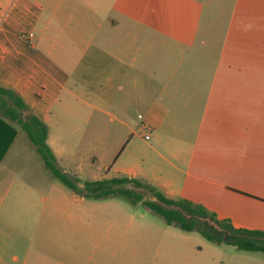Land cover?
<instances>
[{
  "label": "crops",
  "instance_id": "1",
  "mask_svg": "<svg viewBox=\"0 0 264 264\" xmlns=\"http://www.w3.org/2000/svg\"><path fill=\"white\" fill-rule=\"evenodd\" d=\"M190 4L0 0V86L47 124L56 159L67 129L58 114L85 116L86 125L109 116L129 133L105 179L144 180L236 228L264 231V0H221L206 94L204 38L195 49ZM26 146L18 131L0 173ZM3 207L21 215L0 219V264H65V237L44 217L48 205Z\"/></svg>",
  "mask_w": 264,
  "mask_h": 264
},
{
  "label": "rangeland",
  "instance_id": "2",
  "mask_svg": "<svg viewBox=\"0 0 264 264\" xmlns=\"http://www.w3.org/2000/svg\"><path fill=\"white\" fill-rule=\"evenodd\" d=\"M189 1L195 49L202 47L204 38L206 94L217 59L212 41L216 38V17L221 0ZM186 25H189L188 20ZM207 42H210L208 46ZM77 109L83 110L84 107L78 106ZM58 116L64 118L67 129L61 145L53 146L57 154L56 165L82 188L87 181L103 180L108 174H115L111 167L123 150L124 141L121 140L128 135V130L117 126L105 115L95 114L89 125L85 123V116L78 117L73 113ZM76 128L85 133L83 141L75 136ZM106 128L110 131L108 136ZM91 133H95L93 144L88 139ZM146 135L150 138V133ZM19 138L27 140L26 148L18 153L19 158L15 161L8 159L4 169L6 173H0V179L7 175V182L2 185L0 193V219L19 218L21 215L16 210L6 211L3 205L8 203L48 205L43 212L44 217L50 224L57 223L59 233L65 237V264H264L263 252L239 250L226 243H211L197 231L186 232L168 225L162 216L141 202L133 204L119 196L94 199L77 194L51 174L21 128ZM0 170H3L2 163ZM125 187L154 199L144 188L131 184ZM6 188L9 191L5 192ZM161 204L167 209L181 210ZM181 211L189 220L196 218L210 231L231 240V233L224 231L213 219H200ZM25 213V217L33 221L41 211Z\"/></svg>",
  "mask_w": 264,
  "mask_h": 264
},
{
  "label": "trees",
  "instance_id": "3",
  "mask_svg": "<svg viewBox=\"0 0 264 264\" xmlns=\"http://www.w3.org/2000/svg\"><path fill=\"white\" fill-rule=\"evenodd\" d=\"M19 128L26 132L30 142L36 147L38 153L44 159L46 167L51 174L72 189L77 194H83L87 198L106 199L109 197H123L133 204L141 202L152 211L162 216L166 223L175 226L182 231H197L204 238L214 244L226 243L235 246L239 250L264 253V237L262 230H248L236 228L228 219H220L217 214L210 211L202 204L194 203L183 198H171L148 182L136 178L115 177L110 179L87 181L84 187L71 179L56 165V157L47 143L48 126L40 119L25 100L15 91L0 86V161L4 159L12 143L18 135ZM133 185L146 189L154 199H149L132 189L125 187ZM86 191V193H84ZM161 203L178 207L192 216L208 217L217 222L224 231L230 232L231 240H226L207 229L196 218L189 220L181 210L167 209ZM245 235L246 237H243ZM249 236L253 238H249Z\"/></svg>",
  "mask_w": 264,
  "mask_h": 264
},
{
  "label": "water",
  "instance_id": "4",
  "mask_svg": "<svg viewBox=\"0 0 264 264\" xmlns=\"http://www.w3.org/2000/svg\"><path fill=\"white\" fill-rule=\"evenodd\" d=\"M199 218H200V219H204L203 217H200V216H199ZM245 237H246V236H245ZM249 238H253V237H249ZM258 239L264 240V237H259Z\"/></svg>",
  "mask_w": 264,
  "mask_h": 264
},
{
  "label": "flooded vegetation",
  "instance_id": "5",
  "mask_svg": "<svg viewBox=\"0 0 264 264\" xmlns=\"http://www.w3.org/2000/svg\"><path fill=\"white\" fill-rule=\"evenodd\" d=\"M228 235H229V233L226 234V236H228ZM231 235H232V236H235V235H233V234H231ZM243 237H245V235H243ZM249 237H251V236H249Z\"/></svg>",
  "mask_w": 264,
  "mask_h": 264
}]
</instances>
